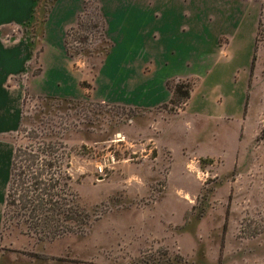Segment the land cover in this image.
<instances>
[{
  "label": "rangeland",
  "instance_id": "obj_1",
  "mask_svg": "<svg viewBox=\"0 0 264 264\" xmlns=\"http://www.w3.org/2000/svg\"><path fill=\"white\" fill-rule=\"evenodd\" d=\"M58 1L38 0L31 21L0 28L9 45L18 39L16 44L23 43L17 46L18 55L0 56V117L13 109L18 122L17 129L0 132V152H7L10 162L8 179L0 185V254L16 249L43 256L46 242L65 237L74 257L121 259L120 264H264V12L248 106L254 136L234 155L226 151L224 159L196 158L175 169L169 151L157 159V150L145 145L143 135L133 139L122 134L134 110L34 93L32 81L42 71L44 25ZM81 1L65 44L75 69L84 73L82 85L90 87L96 57L110 44L101 1ZM19 148L25 150L24 167L13 185ZM42 171L39 180L52 184L56 178V187H35ZM174 176L183 178L187 187L192 180L199 183L191 201L194 210L179 220L163 217V222H156L153 212V230H167L166 238L141 248L124 241L118 248L113 231L128 226L131 208L157 207L158 190H170ZM47 198H53L57 208L39 205ZM186 231L195 235L184 238V244L196 250L193 256L180 249L178 235Z\"/></svg>",
  "mask_w": 264,
  "mask_h": 264
},
{
  "label": "crops",
  "instance_id": "obj_2",
  "mask_svg": "<svg viewBox=\"0 0 264 264\" xmlns=\"http://www.w3.org/2000/svg\"><path fill=\"white\" fill-rule=\"evenodd\" d=\"M100 1L110 45L96 57L91 86L82 85L84 73L75 69L65 44L66 30L76 25L82 1L60 0L44 25L42 71L32 81L34 93L134 110L122 134L133 139L143 135L145 145L151 143L157 150V159L169 151L175 169L192 159H224L226 151L234 155L247 148L254 136L248 106L264 0ZM37 3L0 0V28L31 21ZM134 4L140 9L131 10ZM19 41L9 45L7 34L0 32V56L18 55L17 46H23L16 44ZM177 79L190 85L189 97L181 101H174ZM17 127L13 109L0 117V132ZM9 164L8 153L0 152V185L8 179ZM168 185L170 190H158L157 207L131 208L128 226L113 231L118 248L124 241L141 248L155 238H166L167 230H153L151 213L156 212V222H163V217L179 220L194 210L191 201L199 183L192 180L187 187L183 178L174 176ZM2 196L0 191V200ZM178 236L182 253L193 256L196 250L184 244V238L194 239V233ZM43 254L5 250L0 264L121 263V259L74 257L65 237L46 242Z\"/></svg>",
  "mask_w": 264,
  "mask_h": 264
},
{
  "label": "trees",
  "instance_id": "obj_3",
  "mask_svg": "<svg viewBox=\"0 0 264 264\" xmlns=\"http://www.w3.org/2000/svg\"><path fill=\"white\" fill-rule=\"evenodd\" d=\"M174 95L176 97H179V101H181L182 99L188 98L189 95H190V85L189 84H178V85H176L174 87ZM174 101H178V100L174 99ZM24 151H25L24 148H19L17 153H16L15 160L13 162L14 165H13V172H12V179H11L12 183L11 184H13V182L15 183V180L18 179L17 175L19 173L17 174V172L23 166V160H22L23 155L21 153L24 152ZM46 165H47V167H49L48 164H46ZM38 174H40V175H38ZM43 175H44V171H42L40 173L39 172L37 173V175L35 177L36 181L34 183L35 187L42 188V185H43V187H45V185H48L47 189L50 190L52 187H56L57 183H59L58 182L59 180H56V178L55 179L52 178L53 182H55V183H52V184L51 183H47L46 181L39 180L42 177H44ZM42 199H44V198L42 197L40 201H42ZM10 200H11V191H10V194L8 196V203L11 202ZM47 200L45 201V203L44 202H40L39 205L41 207H45V205H47L49 203V204H51L52 208H54V209L57 208V205L54 204L55 201L53 202V198H47Z\"/></svg>",
  "mask_w": 264,
  "mask_h": 264
},
{
  "label": "built area",
  "instance_id": "obj_4",
  "mask_svg": "<svg viewBox=\"0 0 264 264\" xmlns=\"http://www.w3.org/2000/svg\"><path fill=\"white\" fill-rule=\"evenodd\" d=\"M178 84H188L187 82H183V81H181L180 79H177L176 81H175V83H174V86H173V89H174V87L176 86V85H178ZM123 138V137H122ZM119 140H121V139H119ZM113 159V158H112ZM100 170H102V168L100 169Z\"/></svg>",
  "mask_w": 264,
  "mask_h": 264
}]
</instances>
